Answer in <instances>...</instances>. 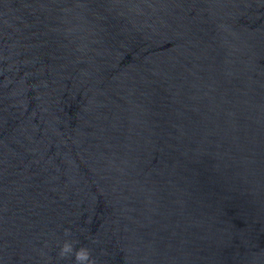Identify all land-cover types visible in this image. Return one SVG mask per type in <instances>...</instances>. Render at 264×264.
Returning a JSON list of instances; mask_svg holds the SVG:
<instances>
[{
    "label": "water",
    "instance_id": "95a60500",
    "mask_svg": "<svg viewBox=\"0 0 264 264\" xmlns=\"http://www.w3.org/2000/svg\"><path fill=\"white\" fill-rule=\"evenodd\" d=\"M65 240L264 264V0H0V264Z\"/></svg>",
    "mask_w": 264,
    "mask_h": 264
},
{
    "label": "clouds",
    "instance_id": "9594fccd",
    "mask_svg": "<svg viewBox=\"0 0 264 264\" xmlns=\"http://www.w3.org/2000/svg\"><path fill=\"white\" fill-rule=\"evenodd\" d=\"M65 234H70V230L65 229ZM75 243L74 241L65 240L60 247L59 258L74 257V264H96L95 259L91 256V250L86 246L76 248Z\"/></svg>",
    "mask_w": 264,
    "mask_h": 264
}]
</instances>
